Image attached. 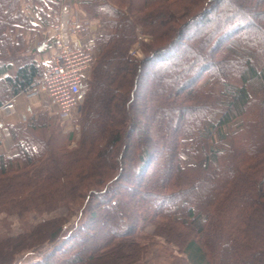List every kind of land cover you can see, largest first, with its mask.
I'll use <instances>...</instances> for the list:
<instances>
[{
    "label": "trees",
    "instance_id": "trees-1",
    "mask_svg": "<svg viewBox=\"0 0 264 264\" xmlns=\"http://www.w3.org/2000/svg\"><path fill=\"white\" fill-rule=\"evenodd\" d=\"M28 2L42 23L46 5L59 7ZM79 3L104 28L79 137L71 146V132L66 141L46 134L45 112L21 129L8 123L15 150L0 151V205L50 195L81 204L70 223L52 217L8 238L1 264H19L24 238L48 244L26 264H93L106 246L124 264L143 253L140 222L181 244L185 264H264V0ZM34 26L21 0H0V106L42 74L25 55L22 31ZM138 29L150 39L136 59L128 51ZM98 213L106 241L95 235Z\"/></svg>",
    "mask_w": 264,
    "mask_h": 264
},
{
    "label": "rangeland",
    "instance_id": "rangeland-1",
    "mask_svg": "<svg viewBox=\"0 0 264 264\" xmlns=\"http://www.w3.org/2000/svg\"><path fill=\"white\" fill-rule=\"evenodd\" d=\"M62 2L63 0H59L60 9L62 7ZM68 2L71 1L69 0ZM74 3L76 4V7L78 9L82 10L83 14H86L88 18H90V21H95L94 22L95 25L97 24L101 25L98 19L91 18L90 13L79 3V0H74ZM22 5L24 6L25 3L22 2ZM59 7L57 8V11L59 10ZM45 11L48 13L47 17L49 19H47L44 22V24L45 23L53 24L55 21H54V13L51 10V6L46 5ZM57 11H55V13ZM33 14L35 15L36 13ZM38 17L36 16L37 21H38ZM89 23L91 25V22ZM101 28L102 29L100 30V32H97L96 30L97 27L92 28V31L94 32L95 42L100 45V48H101V43L99 40L104 32V28L102 25ZM28 31L26 32L24 31V35H26V38H24V40H25V44L26 45L28 44L29 47H31L33 44L30 42V38L32 34H34V29L30 28ZM149 39H150L149 35L142 33L138 29L137 39L129 48L128 51L129 55L136 59L142 58L143 52L141 51V43ZM185 41L186 43L189 42V38ZM91 70L85 75V79H84L85 87L87 80L90 78ZM147 84L148 81L146 80V78H143L141 81H139L138 90H137L138 98L136 97L138 101L139 98H141L143 88ZM210 88L216 89L217 88L216 84H211ZM29 90L24 91L14 97L13 104L15 105V111L13 113L5 114L3 112H0V123H1L0 151L10 154L15 150L13 146L12 137L6 125L8 123H14L19 129H21L25 125L26 119L24 120V118L26 117L28 118L32 112L48 113L50 116H48L49 126L46 127L48 128V130L46 129L47 132L46 134L52 132L53 133L52 136L55 139L62 140L63 139L62 137L66 139V135L69 132H71L72 139L70 145L71 146L74 145L76 143L77 138L79 137L78 118L80 116L83 101L79 106L73 108L72 112L69 113L68 116H64L57 113L55 109L49 108L48 105H46L47 100L45 101V98H43L42 96L37 98L28 97L27 92ZM26 107H30V109H32L31 112L28 111ZM40 120L44 121V119L42 118ZM191 161H192L191 158L185 157V162H191ZM28 193L30 195H27V197L34 195L33 193H31V191H29ZM23 196L26 195L23 194ZM56 198L58 197H56L55 195H50L49 197L45 196L41 198L43 201L31 200L34 203L31 202L30 200L28 201L25 200L26 202L25 204H22V206H15V207L0 205V256H2L3 254H8L6 247L9 244V242L13 243L14 241L8 238L15 236L19 233L31 230L40 221L57 216H66L69 217L68 223H70L76 218L79 205L81 204V199L75 198L72 201L69 200L67 204H64L63 199H59V202H57ZM96 223L98 227L97 231H95L96 238L98 239L99 242L106 241L109 235L108 233L110 231L109 229L110 225H108L104 221L102 213H98L96 215ZM137 229H138V233L136 238L139 245L143 248L142 249L143 253L135 258L125 259L124 264H185V261L183 260L184 254L180 250L182 248L181 244L178 245L175 243V241L174 242L166 241L164 237L161 236V233L154 232L155 228L153 224L140 222L138 224ZM29 239L24 238L23 243L24 244L28 243V245L31 244L30 247L19 250L17 252V255L15 256L17 260L16 262H19V264H26L35 261L36 259L40 258V254L48 248L47 243L43 242L38 244L36 243L37 241H33ZM111 248L112 246H108V247L106 246V248L99 249L98 251L96 250L95 257L92 263L118 264L119 261L115 259V253H114L115 250H111ZM119 248L120 247L117 246L116 250ZM111 251H113V253ZM15 254L16 253H14V255ZM1 262H3V259H1L0 257V264Z\"/></svg>",
    "mask_w": 264,
    "mask_h": 264
},
{
    "label": "built area",
    "instance_id": "built-area-1",
    "mask_svg": "<svg viewBox=\"0 0 264 264\" xmlns=\"http://www.w3.org/2000/svg\"><path fill=\"white\" fill-rule=\"evenodd\" d=\"M60 11L58 22L52 25L54 41L49 55L52 63L43 67L42 74L27 95L31 98L42 96L49 108L68 116L84 99L85 75L90 72L100 45L95 42L88 21L77 20L69 25L66 6H62ZM80 35L85 40H78ZM0 111L11 113L12 103L4 104Z\"/></svg>",
    "mask_w": 264,
    "mask_h": 264
},
{
    "label": "crops",
    "instance_id": "crops-1",
    "mask_svg": "<svg viewBox=\"0 0 264 264\" xmlns=\"http://www.w3.org/2000/svg\"><path fill=\"white\" fill-rule=\"evenodd\" d=\"M68 1L69 0H63L62 6H66V8H67L68 24L69 25H72L73 22H75L77 20L88 21V23L91 22V25L89 23L91 29L97 27V29H96L97 32H100V30L102 29L100 24L95 25V23H94L95 21H90V18H88V16L86 14H83L81 9H78L76 7L74 0H70L71 2H68ZM21 2L25 3V5L23 6L25 8V11L29 14V16L32 18V20L34 21V23L36 25L33 28L34 34H32V36L30 38V42L33 45L31 47H29V45L27 44V51L25 54H26V56H31L35 60H37L41 69L43 70V67H45V66L47 67L52 63V59H51V57H49V55L51 54V49H50L51 44L54 41V37H53L54 31L52 28L53 24H46V23L44 24V23L40 22V19H39L40 17H38L39 15L37 14L36 11H34L32 8H30L28 0H21ZM60 10L61 9L59 7V10L57 11L58 13L54 12V21H55L54 23H57L59 20V16L61 13ZM33 13H36L37 15L36 14L34 15ZM62 15H64V14H62ZM36 16L38 17V21H37ZM46 19H49V18L46 17ZM24 31L26 32L28 30H24ZM24 31H22V34H23V37L26 38V35H24ZM78 40L83 41L85 39H84V37H82L80 35ZM13 99L8 101V103H12L13 111L11 113H13L15 111V105L13 104ZM45 101H46V99H45ZM3 105H1V106H3ZM46 105H47V101H46ZM11 113H8V114H11Z\"/></svg>",
    "mask_w": 264,
    "mask_h": 264
}]
</instances>
